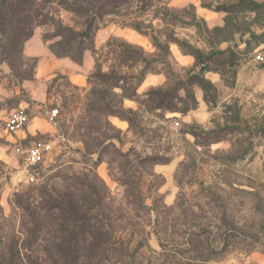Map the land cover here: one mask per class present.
I'll return each mask as SVG.
<instances>
[{
  "label": "rangeland",
  "instance_id": "374dc122",
  "mask_svg": "<svg viewBox=\"0 0 264 264\" xmlns=\"http://www.w3.org/2000/svg\"><path fill=\"white\" fill-rule=\"evenodd\" d=\"M46 30L13 69L0 59V264H67L56 237L87 228L112 244L78 264H264V0H129L81 63ZM18 110L27 125L6 131ZM38 141L51 151L28 170ZM67 199L90 226L67 221Z\"/></svg>",
  "mask_w": 264,
  "mask_h": 264
},
{
  "label": "trees",
  "instance_id": "16d2710c",
  "mask_svg": "<svg viewBox=\"0 0 264 264\" xmlns=\"http://www.w3.org/2000/svg\"><path fill=\"white\" fill-rule=\"evenodd\" d=\"M128 3L129 0H0V59L13 69L17 61L24 58L23 44L33 35L34 28L45 26L48 30L42 33V39L47 42L50 52L58 57L68 56L73 61L81 63L85 51L88 50L93 55L95 53L94 36L99 28V22L107 15L120 14ZM54 9L71 14L73 19H76L74 22L76 26L63 24L60 18L52 15ZM130 25L144 32L140 25L136 23ZM122 47L124 51H129L128 46L122 44ZM134 52L138 61L147 63L140 49L137 48ZM33 60L36 62V59L33 58ZM97 77L111 82L123 79L116 74L107 76L98 73ZM107 112V114L120 115L130 122V118L124 117L118 110L108 108ZM66 203L72 215L71 218H67V221L75 222L80 226H90V219L85 214L76 213L70 199H67ZM63 204L64 201H53L48 204V207L51 210L57 208L64 213ZM32 232H35V228ZM55 240L56 243L58 242L55 246L57 252L63 258L62 261L67 264H78L80 256H84L78 250L81 248L84 250L85 244L90 243L95 250H101L99 252L103 257H106V247L112 244L109 234L94 232L89 228L79 233L61 234Z\"/></svg>",
  "mask_w": 264,
  "mask_h": 264
},
{
  "label": "built area",
  "instance_id": "2783aa9c",
  "mask_svg": "<svg viewBox=\"0 0 264 264\" xmlns=\"http://www.w3.org/2000/svg\"><path fill=\"white\" fill-rule=\"evenodd\" d=\"M251 61L259 66H264V44L260 45L251 53ZM28 123L26 113L21 110L9 113L4 119L6 131L16 132L23 130ZM51 143L49 141L34 142L26 149L22 150V161L25 168L32 169L37 166L43 158L51 151ZM29 179L34 180L33 174H29Z\"/></svg>",
  "mask_w": 264,
  "mask_h": 264
}]
</instances>
